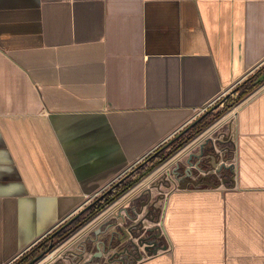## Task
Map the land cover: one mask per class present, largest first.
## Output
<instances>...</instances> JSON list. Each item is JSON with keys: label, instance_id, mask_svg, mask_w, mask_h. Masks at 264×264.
<instances>
[{"label": "crops", "instance_id": "1", "mask_svg": "<svg viewBox=\"0 0 264 264\" xmlns=\"http://www.w3.org/2000/svg\"><path fill=\"white\" fill-rule=\"evenodd\" d=\"M262 65L264 0H0V264ZM231 113V178L168 190L133 264H264V82Z\"/></svg>", "mask_w": 264, "mask_h": 264}, {"label": "rangeland", "instance_id": "2", "mask_svg": "<svg viewBox=\"0 0 264 264\" xmlns=\"http://www.w3.org/2000/svg\"><path fill=\"white\" fill-rule=\"evenodd\" d=\"M235 88L222 100L219 99L203 110L201 114L207 125L199 133L104 209L75 228L33 264H81L84 260L91 259V252L96 244H89V250L83 253L84 237L87 235L93 238L96 236L97 240L105 238L106 244L101 245L99 249L103 252V260H108L110 256L116 257L129 246L134 255L130 263L132 264L137 258L159 249L165 242L159 226L162 201L168 190L178 186V177L188 170V178L191 176L195 179L204 174H213V178H221L223 174L231 178L234 153L231 112L245 97L237 101L243 87L237 91ZM232 101L234 104L229 107L227 104ZM222 111L224 112L220 114ZM189 130L190 128L181 132L160 152L168 153L170 147L177 144ZM150 163L145 161V158L142 159L124 174L126 177L122 183L148 168ZM83 210L82 208L81 211ZM87 214L88 211L82 212L80 218ZM96 230L99 231L97 235L94 233Z\"/></svg>", "mask_w": 264, "mask_h": 264}, {"label": "trees", "instance_id": "3", "mask_svg": "<svg viewBox=\"0 0 264 264\" xmlns=\"http://www.w3.org/2000/svg\"><path fill=\"white\" fill-rule=\"evenodd\" d=\"M262 82H264V65H262L260 68H258L252 75H250L248 78H246L244 81L239 83L236 88L234 89L235 91L243 89L239 92V96L236 99L237 101L240 100L242 97H244L246 94L250 93L253 91L255 88H257ZM234 100V101H236ZM234 101H232L230 104H227L229 107L234 104ZM224 111L220 112L222 114ZM219 114V115H220ZM201 116V115H200ZM198 116L196 119H194L191 123H189L187 126L183 128V130L177 132L171 139L168 141L164 142L161 144L156 150L153 152H156L159 148H163L166 146L171 140L176 138L177 136L180 135L181 132L184 130L186 131L188 128H190L189 132L186 133V135L182 138L179 139L177 144L173 145L170 147L169 152L162 154L160 151L151 159L147 160V158L153 153H150L148 156L145 157V161L151 162L148 168L142 170L139 172L136 176L133 178L125 181L122 183V181L125 179L126 175L120 177L123 178V180L116 186H114L112 189L107 191L106 193L105 190L101 193L104 195L98 199L95 200V198L92 200V204L88 207H86L84 210L88 211V214L84 217L81 218L79 221L76 222V224L73 226L72 230H69L65 234H63V237L67 236L70 231H73L75 228L80 226L82 223L93 217L95 214L100 212L102 209H104L107 205H109L112 201H114L117 197H119L121 194H123L126 190H128L132 185H134L139 179H141L145 174H147L149 171H151L154 167L159 165L163 160H165L172 152L180 148L185 142H187L189 139H191L194 135L199 133L206 125L207 122L204 121V118ZM220 174L222 173V170L219 172ZM227 178L228 176L225 177L223 174H221V178ZM210 176H206L204 178L198 177L195 182L197 186H204L208 184H217L218 181L213 179L212 181L209 179ZM114 183H112L110 186H113ZM29 257V252L23 254L21 257H19L14 264H19L23 260H26ZM28 262V261H27ZM27 262L25 264H27ZM30 263V262H29Z\"/></svg>", "mask_w": 264, "mask_h": 264}, {"label": "flooded vegetation", "instance_id": "4", "mask_svg": "<svg viewBox=\"0 0 264 264\" xmlns=\"http://www.w3.org/2000/svg\"><path fill=\"white\" fill-rule=\"evenodd\" d=\"M85 211L86 210L78 211L76 214H74L68 220H66L61 225H59L57 228H55L53 231H51L46 237H44L35 246H33L31 249H29L27 251V252H29V257L26 260H23L19 264H25L27 261H28L27 264H33L41 256H43V254H45L47 251L53 249V247L65 237V236L63 237V234H65L69 230H72V228L76 224V222L81 219L80 216H81L82 212H85ZM79 212H80V214H79ZM71 232L72 231H70L68 234H70ZM98 232L99 231L96 230L94 233L97 235ZM91 243L96 244L94 247V250L91 252L92 258L84 260L81 264H130L132 262L131 260L134 258V255L131 253L130 247L128 246V247H125V249H123V251H121L119 254H117L116 257L110 256L108 258V260H103V257H102L103 252L100 251L99 249H100L101 245L104 246L106 244L105 238H103L101 240H97L96 236L93 238L92 236H88V235L84 237V242H83L84 251H83V253H86L87 250H89V247H90L89 244H91ZM27 252H25V253H27ZM100 252H101V255L99 256ZM14 262L12 264H14Z\"/></svg>", "mask_w": 264, "mask_h": 264}, {"label": "water", "instance_id": "5", "mask_svg": "<svg viewBox=\"0 0 264 264\" xmlns=\"http://www.w3.org/2000/svg\"><path fill=\"white\" fill-rule=\"evenodd\" d=\"M201 117H203V114H201L200 118H201ZM161 149H162V148H159L156 152H153V153L147 158V160H149V159H151L152 157H154L159 151H161ZM187 176H189L188 170L185 171V174H184L183 176L178 177V183H179L178 187H179V188H186V186H187V184H188V178H187ZM122 180H123V178H121V179L119 178L118 180H116V181L114 182L113 186H109V187L105 190L104 193H106L107 191H109L110 189H112L114 186L118 185ZM104 193H103V194H100L99 196H97V197L95 198V200L100 199V198L104 195ZM91 204H92V202H90V203H89L87 206H85L83 209H85L86 207L90 206ZM98 249H99V248H98ZM156 251H157V249L153 250V252H156ZM100 255H101V252H100L99 256H100ZM93 256H94V255H93ZM132 264H133V263H132Z\"/></svg>", "mask_w": 264, "mask_h": 264}]
</instances>
